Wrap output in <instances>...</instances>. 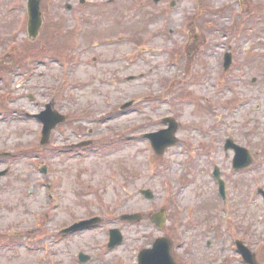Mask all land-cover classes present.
Masks as SVG:
<instances>
[{
	"label": "rangeland",
	"instance_id": "obj_1",
	"mask_svg": "<svg viewBox=\"0 0 264 264\" xmlns=\"http://www.w3.org/2000/svg\"><path fill=\"white\" fill-rule=\"evenodd\" d=\"M27 4L0 0V155H11L0 157V264H138L162 236L183 264H241L235 240L264 264V0H40L35 40ZM48 107L72 124L42 149ZM164 117L179 121V143L156 155L143 136ZM227 138L258 163L235 173ZM214 165L228 179L222 203ZM111 230L123 237L113 249Z\"/></svg>",
	"mask_w": 264,
	"mask_h": 264
},
{
	"label": "water",
	"instance_id": "obj_2",
	"mask_svg": "<svg viewBox=\"0 0 264 264\" xmlns=\"http://www.w3.org/2000/svg\"><path fill=\"white\" fill-rule=\"evenodd\" d=\"M158 1V0H156ZM30 21H29V34L31 39H36L39 35V31L42 26V17L40 12V0H29L28 4ZM130 107V104L123 107L126 109ZM43 122L45 124L44 130V141L48 139L50 135V131L56 126L58 122H62L64 119H55L52 120L49 118L52 116L50 111L44 112ZM166 122L170 123V129L166 131H162L160 133L148 135L147 138L153 143V146L158 154L164 152V150L175 144V132L177 130V125L172 120H166ZM6 172L0 173V177L4 176ZM217 174V172H216ZM223 187L221 186V191L223 192ZM142 194L147 199H153V194L150 190L142 191ZM139 216H127L123 217V220L129 221H137ZM153 222L158 226L162 227L165 223L164 211L160 214H156L153 218ZM100 223V219H92L89 221H84L79 224L74 225L71 229L65 231V233L75 232L78 230H84L87 228H92ZM123 242V237L118 230L110 231V243L109 248H114L118 245H121ZM240 251L242 252L244 258L248 263L255 264V259L253 258L251 252L248 248L244 247L241 243L238 244ZM82 262H87L90 257L81 255L80 256ZM139 264H177L171 253V242L167 238H159L155 241L153 248L143 250L139 254Z\"/></svg>",
	"mask_w": 264,
	"mask_h": 264
},
{
	"label": "flooded vegetation",
	"instance_id": "obj_3",
	"mask_svg": "<svg viewBox=\"0 0 264 264\" xmlns=\"http://www.w3.org/2000/svg\"><path fill=\"white\" fill-rule=\"evenodd\" d=\"M231 56V62H229L228 64V67H226V63H225V57H224V61H223V70L224 71V76L233 72L235 70V66H237V58L238 56H235V53H227ZM226 54V55H227ZM225 55V56H226ZM240 75H242V78L243 79H247L248 76H247V73L245 72V70H241L240 72ZM256 78H253V83H256ZM260 110V106L257 107L256 111ZM39 121L40 118L36 117ZM44 116L41 117V120H43ZM165 118V117H164ZM56 118H52V120H55ZM58 119H60L58 117ZM176 119V118H175ZM176 121L178 122V129H179V121L176 119ZM40 122V121H39ZM253 122L256 123V119H253ZM164 123H167V125H165ZM72 123L68 120V117H66L65 121L62 122V123H59V124H56V126L53 128V130L51 131L50 133V137H48L47 141L46 142H42V134H41V140H40V145L43 147L42 149H45L49 146V143H50V140H51V137H52V134L53 132L55 131H58L61 127H68L70 126ZM162 124L165 126L162 130L164 129H168L170 124L168 122H165V121H162ZM43 129V128H42ZM42 132V131H41ZM85 142V141H84ZM177 143H179V140H177ZM92 145V143L89 145V147ZM40 148V146H38ZM50 148V147H49ZM76 150H81V146L78 144V147L75 148ZM199 149V148H198ZM246 149L250 152L252 158H249L248 157V160H252V164L245 168L246 167V158H247V153H246ZM203 150V149H202ZM224 150L226 153L228 154H231V165H232V169L235 173H243L244 171H247L249 170V168L253 167L254 165H256V163H258L257 161V157L256 155L253 153L252 149L251 148H247V146H243L240 145V143L238 142V140H234V139H231V138H227L225 140V146H224ZM69 151V150H68ZM263 151V149L261 150V152ZM264 152V151H263ZM262 152V153H263ZM207 155V154H206ZM217 170H216V169ZM244 168V169H243ZM46 169V173L48 172V169ZM217 171V174L215 173ZM212 175H211V178H212V181L214 183V185L217 186V189H218V194H219V197L217 198V200L219 201V203L221 201H225L226 197L228 196L227 194V183H228V179L226 178V176L223 175L222 171L220 170V168L217 167V165H214V169L212 170V172H210ZM221 186L224 188L223 189V192H220V189H221ZM49 188V187H48ZM258 191V194L261 195L262 199H263V202H264V189L263 188H259L257 189ZM221 199V200H220ZM222 203V202H221ZM238 241L240 240H235L234 241V249L236 251V254H237V258H238V262H240L241 264H247L246 263V259L244 258L242 252L240 251V249L238 248ZM199 246V245H197ZM244 246V245H243ZM247 246V245H246ZM207 247H212V244H207ZM245 247V246H244ZM248 247V246H247ZM249 248V247H248ZM250 249V248H249ZM251 250V249H250ZM252 251V250H251ZM253 253V251H252ZM202 256H205V255H202ZM253 258L257 261L258 263V260H257V257H256V254L253 253ZM178 262V264H183L181 262V260L177 259L176 260ZM229 262V259L226 260V263ZM259 264V263H258Z\"/></svg>",
	"mask_w": 264,
	"mask_h": 264
}]
</instances>
